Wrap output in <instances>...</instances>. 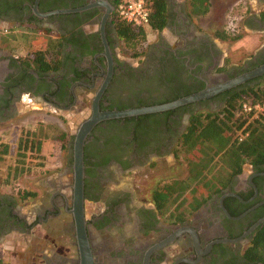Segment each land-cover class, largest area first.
<instances>
[{
    "label": "flooded vegetation",
    "instance_id": "1",
    "mask_svg": "<svg viewBox=\"0 0 264 264\" xmlns=\"http://www.w3.org/2000/svg\"><path fill=\"white\" fill-rule=\"evenodd\" d=\"M35 1L0 0V22L25 25L30 33L46 29L47 40L60 42L61 65L39 70L0 48V123L29 109L83 112L84 120L98 94L99 111L165 103L264 64V42L240 66L226 64L218 38L199 30L202 26L189 15L186 0H166V25L157 39L133 49L117 36L112 19L116 0H38V14L49 12L45 17L35 14ZM257 1L256 8L249 6L244 25L262 32L264 0ZM63 9L74 11L57 12ZM107 9L112 11L102 26ZM261 76L167 111L105 119L92 128L84 144L83 193L94 264H264L246 255L264 224L254 227L264 217V166L244 163L241 173L197 207L192 201L191 206L182 203L187 193L178 195L179 185L173 193L165 192L181 178L166 172L178 164L177 150L191 114L218 111L226 99L221 94L250 86ZM66 159L71 171L72 157ZM157 168L166 172L151 175ZM59 174L37 183L42 196L30 208L27 199L0 192V240L13 238L22 249L28 240L42 248L50 243V252L36 246L26 254L31 260L41 255V264H78L70 212L73 179ZM157 191L166 196L163 205L153 198ZM36 226L44 236H37ZM54 236L68 237V251L56 252L59 241Z\"/></svg>",
    "mask_w": 264,
    "mask_h": 264
},
{
    "label": "trees",
    "instance_id": "2",
    "mask_svg": "<svg viewBox=\"0 0 264 264\" xmlns=\"http://www.w3.org/2000/svg\"><path fill=\"white\" fill-rule=\"evenodd\" d=\"M186 2L189 15L195 18L206 15L211 7V0H186ZM149 10L150 18L147 28L134 26L120 18L116 11L113 12L112 19L117 36L127 48L133 49L141 44L146 38L147 31L158 32L165 27L167 1L152 0ZM41 30L47 31L43 28ZM213 34L223 41L236 40L240 37L238 34H231L224 29L214 30ZM59 46L60 42L52 43L50 40L46 49L28 50L24 58L27 59L30 66L39 70L56 69L61 65L58 56ZM221 97L223 99L226 97V99L218 111L201 110L191 114L189 123L181 136L177 155H182L181 158L185 162V176L175 180L174 184L165 189V192L173 193L174 187L179 185L180 193L178 195L183 197L187 193L186 197L182 199V203L187 201L188 206L195 203L197 207L212 192L226 186L235 175L241 173L244 163H250L258 168L264 166V113L250 119L239 112L240 104L243 101H264V76H261L250 86L245 88L238 86L235 90L224 92ZM161 103L164 102L154 104ZM241 133H247L242 140L239 139ZM24 135L23 139L22 136L18 138L15 145L0 144V158L14 150L13 152L19 160L15 162L12 170L18 174L30 169L29 162L27 164L21 159L28 154V151L30 156L32 150L43 154L50 153L53 149L50 144L47 145L45 142L38 140L34 142L30 131H25ZM29 137L30 140H27ZM63 148H65L64 143H61L59 147L53 149L52 154H56ZM217 163L220 164L215 172L208 176ZM159 194L157 191L153 198L163 205L166 196ZM17 195L22 200H26L35 197L36 192L21 190L17 192ZM191 208L194 209L195 206ZM185 216L186 213L183 211L182 219ZM246 255L251 260L264 263V224L257 230Z\"/></svg>",
    "mask_w": 264,
    "mask_h": 264
},
{
    "label": "rangeland",
    "instance_id": "3",
    "mask_svg": "<svg viewBox=\"0 0 264 264\" xmlns=\"http://www.w3.org/2000/svg\"><path fill=\"white\" fill-rule=\"evenodd\" d=\"M180 1V0H179ZM257 0H211V7L209 12L202 16L196 17V23L202 26V31L207 32L212 36L214 30L224 29L231 34H238L240 37L236 40H215L220 51L225 56L226 64H235L240 66L243 60L249 58L252 53L256 52L261 48V44L264 42V30L262 32H253L248 26L244 25V18L249 13V6L256 8ZM29 32V33H28ZM0 48H4L11 54L24 58L31 49H46L48 46L49 39L47 40L48 32L45 31H34L30 33L28 27L22 24L7 25L0 22ZM157 39V31H147L145 40L138 44L134 48H144L148 43H152ZM123 45V44H122ZM124 46V45H123ZM127 48L126 46H124ZM24 105V104H23ZM36 107H41L40 104H35ZM34 105V106H35ZM30 107V106H28ZM24 109V108H23ZM26 109V107H25ZM206 110V109H204ZM87 110H84L86 112ZM209 111V110H208ZM57 113H60L59 115ZM85 114L78 112L75 115H71L68 111H59L55 113H48L38 110H22L21 114H18L12 120L0 123V144L6 143L9 145H15L20 136H25V131L32 132L33 141L45 142L47 145L55 149L59 147L61 143H64L65 148L59 150L56 154L32 152V157L26 154L25 157L21 158L28 164L31 165L30 169L24 173L18 174L13 172L15 162L19 160L15 153L4 154L0 158V192L10 196H16L17 192L21 190H30L36 192V198L27 199L29 204L28 208L36 201L35 199L41 198V189L38 188L37 183L41 182L46 176H53L55 172L60 174H66L67 176L72 175V172L66 168L65 161L66 157H72V139L73 132L83 120ZM63 136L64 139H63ZM30 140V137L27 139ZM70 143V149H68V142ZM180 155V154H179ZM182 155L177 157L176 166L170 172H166L162 169H152L150 174L161 176L166 173L178 174L181 178L185 176V162L181 158ZM36 164V165H34ZM220 163L214 165L211 173L215 172ZM59 174V175H60ZM127 178V177H126ZM14 194V195H12ZM26 203V202H24ZM90 204L86 203V215L90 214ZM34 232L37 236H44V232L39 227H34ZM58 246L56 248L57 253L68 251L67 245L69 244L68 237H56ZM42 246H45V242L42 241ZM54 243V240L53 242ZM49 246L42 248L40 243L35 240L32 242L31 249H35L36 246H40V249H45L50 252L52 248ZM30 248L22 249L19 252L20 256L16 253H6L8 251L0 247V254L5 257V264H41V255H35V259L31 260L30 256L27 255V251ZM30 249V250H31ZM41 249V250H42ZM14 252V251H12ZM18 262V263H15ZM0 264H4L2 259Z\"/></svg>",
    "mask_w": 264,
    "mask_h": 264
},
{
    "label": "water",
    "instance_id": "4",
    "mask_svg": "<svg viewBox=\"0 0 264 264\" xmlns=\"http://www.w3.org/2000/svg\"><path fill=\"white\" fill-rule=\"evenodd\" d=\"M37 1L34 4V11L40 17H45L49 15V12L38 14L37 12ZM98 4V2L96 3ZM85 7L78 8L77 10H82ZM68 12L74 11V9H63L58 10L57 12ZM112 10L107 9L106 15L102 21V26L104 24L105 19L108 14ZM102 36L104 37L103 33ZM264 75V64L261 66L244 73L238 77L227 80L226 82L206 87L201 91L196 93L180 97L178 99L161 103V104H153L147 106H138V107H129L121 110H109V111H99L98 110V96L94 99L92 104L91 114L82 120L77 128L73 132V140H72V162H71V172H72V207L70 212L72 214V218L74 221V230H75V238L78 252V264H94L92 250L89 244V239L86 231V217H85V206H84V144L85 141L91 132L92 128L100 121L105 119H114V118H125L136 115H143L149 113H156L161 111H167L178 106L184 105L189 102L198 101L200 99H205L210 97L211 95L216 94L219 91H222L228 87L235 86L239 83L244 82L245 80ZM264 221V217L254 225H258L259 223ZM147 264V263H145Z\"/></svg>",
    "mask_w": 264,
    "mask_h": 264
},
{
    "label": "built area",
    "instance_id": "5",
    "mask_svg": "<svg viewBox=\"0 0 264 264\" xmlns=\"http://www.w3.org/2000/svg\"><path fill=\"white\" fill-rule=\"evenodd\" d=\"M152 0H116V13L124 21L142 28H147L150 18L149 5ZM239 112L247 117L256 118L264 113L263 102L243 101L240 104ZM247 133H241L239 139L242 140Z\"/></svg>",
    "mask_w": 264,
    "mask_h": 264
},
{
    "label": "crops",
    "instance_id": "6",
    "mask_svg": "<svg viewBox=\"0 0 264 264\" xmlns=\"http://www.w3.org/2000/svg\"><path fill=\"white\" fill-rule=\"evenodd\" d=\"M65 175L66 174H64V177ZM31 246H32V241L28 240L27 248H30ZM0 247L2 248V250H4L3 252L4 254H2L4 256H5V250L8 251L6 253H16L17 256H20L19 252L22 251V248H17L16 240H14L13 238H9V240H7L6 242H3L2 240H0ZM2 255L0 254V260L2 259L3 263L5 264L6 259ZM15 263H18V262L15 261Z\"/></svg>",
    "mask_w": 264,
    "mask_h": 264
}]
</instances>
